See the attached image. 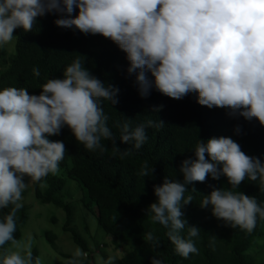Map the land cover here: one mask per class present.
<instances>
[{
	"label": "clouds",
	"instance_id": "1",
	"mask_svg": "<svg viewBox=\"0 0 264 264\" xmlns=\"http://www.w3.org/2000/svg\"><path fill=\"white\" fill-rule=\"evenodd\" d=\"M50 14L58 17L55 26L99 34L108 39L110 50L124 53L126 72L135 76L141 98L153 89L175 100L195 94L200 106L226 109L230 116L264 126V0H0V47L13 39L15 30L30 32L37 18ZM32 72L39 77L38 67ZM118 92L92 75L80 55L62 78L48 79L38 95L23 87L0 89V210L9 209L0 217V264H43L33 255L32 237L20 241L14 233L22 193L29 183L57 174L64 158V142L50 137L67 127L84 149L103 153L107 147L102 141H111L112 155L123 160L146 142L147 127L163 124L149 120L133 127L123 117L116 125L118 140L131 148H119L102 107V101L116 105ZM240 132L236 125L234 134ZM191 152L181 162L182 179L165 177L154 185L156 200L144 209L152 224L167 229L175 253L185 259L198 253L192 238L201 232L188 225L182 212L193 200L185 193L196 192L189 188L194 182L225 178L230 187L209 185L210 193L201 194L199 204L225 226L251 233L257 217L264 219V205L236 190L247 178L264 191V157L245 154L223 136L198 140ZM153 172L145 161L136 175L151 177ZM215 239L210 237V245ZM143 240L155 253L150 264H163L156 252L159 239L149 231ZM121 255L118 249L101 258V264H115ZM87 256L77 247L65 264H85Z\"/></svg>",
	"mask_w": 264,
	"mask_h": 264
},
{
	"label": "trees",
	"instance_id": "2",
	"mask_svg": "<svg viewBox=\"0 0 264 264\" xmlns=\"http://www.w3.org/2000/svg\"><path fill=\"white\" fill-rule=\"evenodd\" d=\"M57 18L54 14L37 18L30 32L17 29L13 39L5 45L7 49L0 47V89L23 87L29 94L38 95L48 79L62 78L66 67L80 55L84 67L92 75L119 89L116 105L102 101L104 113L108 116V127L117 138L119 148H131L130 144L125 145L118 140L119 128L116 125L122 122L123 117L131 119L133 127L149 120L163 123L159 127H147L146 142L123 160L112 155L111 141H102L107 147L103 153L84 149L67 127L61 130L59 136L50 137V140H61L65 145L66 152L59 163L61 172L32 183L33 195L40 204L62 208L66 214L63 230L70 234L76 247L88 253L85 264H97L95 251L106 258V248L119 249L123 253L115 264H150V257L155 253L143 240V234L149 231L160 241L156 252L163 264H264V253L259 252L264 250V245L257 247L255 243V240L264 237V219L257 217L254 230L247 233L225 226L209 210L199 208L201 194L207 195L211 191L209 185L230 187L223 177L213 181L206 176L204 182H194L189 186L194 187L196 192L185 193L186 196L191 194L193 200L182 208L184 219L189 226L201 230L198 237L192 238L197 254H190L186 259L176 254L166 236L167 229L152 224L144 215V209L156 200L154 185H160L165 177L182 179L179 173L181 162L192 157L191 151L198 140L231 137L245 154L264 157V126L255 119L245 121L242 117L230 116L226 109L200 106L196 103L195 94L175 100L153 89L147 98H141L135 76H128L126 72L128 64L124 53L110 50L108 39L99 34L84 35L77 30L55 26L53 21ZM34 67L39 68V77L33 75ZM161 105L159 112H152L154 107ZM236 125L241 127L239 135L234 134ZM145 161L153 166L154 172L151 177L140 178L136 173ZM67 180L79 184L81 195L76 200L87 213L95 216L99 229L110 238V246L105 242L102 245L90 244L71 227L74 203L63 200ZM236 190L256 197L258 204L264 205V191L260 190L258 182L246 178ZM8 210H0V217ZM17 217L14 237L19 240L21 228L28 218L24 204ZM182 235L186 236V230ZM44 236L53 243L55 236L51 232H46ZM211 236L216 237L212 245L209 243ZM33 255L38 256L35 249ZM61 257L63 261L56 264H65L72 255L61 254Z\"/></svg>",
	"mask_w": 264,
	"mask_h": 264
},
{
	"label": "rangeland",
	"instance_id": "3",
	"mask_svg": "<svg viewBox=\"0 0 264 264\" xmlns=\"http://www.w3.org/2000/svg\"><path fill=\"white\" fill-rule=\"evenodd\" d=\"M60 172L58 171V173ZM26 182H28L27 178ZM63 192V200L74 203L73 208L75 213L71 227L83 235L90 244L97 243L102 245L105 242L111 245L109 242L110 238L99 229L95 216L87 213L84 206L77 202L76 199H79L81 195L79 184L75 181L67 180ZM22 203L27 208L28 218L25 225L21 228V238L19 240L23 241L28 236H31L33 250L37 251L38 256L43 260V264H56L63 261L61 254L73 255L77 247L71 241L70 234L65 233L63 230L66 214L62 208L52 204H40L36 201L33 195L32 183H29L28 188L22 193ZM91 210L94 211L95 209ZM46 232H51L55 236L53 243H50L44 236ZM255 243L257 247L264 245V237L255 240ZM104 250L106 258L116 253V251L109 248ZM259 252L264 253V250H260ZM94 257L97 264H101V258H104L98 251H95ZM121 257L122 255L116 259Z\"/></svg>",
	"mask_w": 264,
	"mask_h": 264
}]
</instances>
